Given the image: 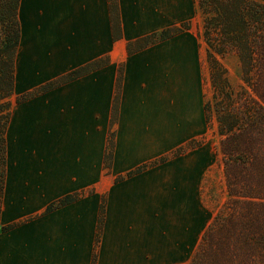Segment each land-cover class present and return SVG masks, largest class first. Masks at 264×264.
<instances>
[{
    "label": "crops",
    "instance_id": "crops-1",
    "mask_svg": "<svg viewBox=\"0 0 264 264\" xmlns=\"http://www.w3.org/2000/svg\"><path fill=\"white\" fill-rule=\"evenodd\" d=\"M117 3L119 39L109 0H19L0 212L1 223L13 227L0 231V264H186L208 225L200 190L212 150L205 140L186 147L205 138L208 127L203 41L191 26L139 51L126 49L130 40L194 22L197 2ZM106 57L97 69L15 101ZM120 66L118 117L111 124ZM110 131L114 149L106 169ZM76 192L78 199L46 211Z\"/></svg>",
    "mask_w": 264,
    "mask_h": 264
},
{
    "label": "trees",
    "instance_id": "trees-1",
    "mask_svg": "<svg viewBox=\"0 0 264 264\" xmlns=\"http://www.w3.org/2000/svg\"><path fill=\"white\" fill-rule=\"evenodd\" d=\"M202 13V35L206 43L211 97L204 102L205 118L214 122L219 135L226 201L205 228L195 253L188 264H264V1L260 0H196ZM19 0H0V212L6 177V129L14 88V60L20 38ZM114 38H121L117 0H109ZM191 21L166 27L126 43L128 53L163 41L190 28ZM234 54L238 59L240 83L234 85L221 58ZM109 62L99 58L48 81L30 92L20 94L16 102L47 91L57 85L97 69ZM122 84V67L118 69L111 124L118 117ZM190 141L186 147L196 145ZM114 132L110 131L104 154V166L111 167ZM180 147L175 153L184 150ZM167 156L149 164L163 161ZM147 164L129 171L132 175ZM121 178V177H120ZM70 193L50 203L46 211L70 203L79 197ZM105 211L100 204L98 240ZM13 224H2L6 231ZM95 260V255L94 259ZM93 264V263H92Z\"/></svg>",
    "mask_w": 264,
    "mask_h": 264
},
{
    "label": "rangeland",
    "instance_id": "rangeland-1",
    "mask_svg": "<svg viewBox=\"0 0 264 264\" xmlns=\"http://www.w3.org/2000/svg\"><path fill=\"white\" fill-rule=\"evenodd\" d=\"M202 25V13L200 10H197V16L194 22L191 21L190 27L193 26V28L197 30L198 36L200 37V39H202L203 44L206 48L207 45L202 35ZM2 33L3 27L0 25V39L3 36ZM221 61L228 68V77L231 83L235 86L238 85L240 83V72L237 57L231 53L222 57ZM203 88L204 97L206 100L211 97L212 93L208 68L206 69L204 74ZM12 95L9 97V100H11V102L13 103ZM207 126V133L205 136L206 139L201 138L195 143L199 144L205 140L207 142V145L211 148L213 155V165L204 176L200 190L201 202L206 209L209 224L212 221L213 217L216 215V213L219 210H222V208L224 207L227 196L223 177L221 153L219 151V135L217 133L216 125L214 122L210 123L209 125L207 124ZM188 262L186 264H188Z\"/></svg>",
    "mask_w": 264,
    "mask_h": 264
}]
</instances>
